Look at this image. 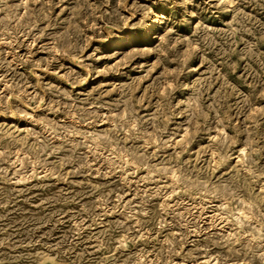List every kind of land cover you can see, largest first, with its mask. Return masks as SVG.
Returning <instances> with one entry per match:
<instances>
[{
    "label": "rangeland",
    "instance_id": "obj_1",
    "mask_svg": "<svg viewBox=\"0 0 264 264\" xmlns=\"http://www.w3.org/2000/svg\"><path fill=\"white\" fill-rule=\"evenodd\" d=\"M0 264H264V0H0Z\"/></svg>",
    "mask_w": 264,
    "mask_h": 264
}]
</instances>
